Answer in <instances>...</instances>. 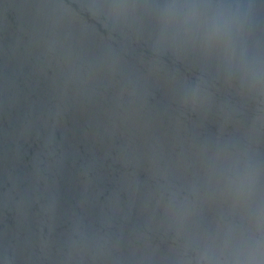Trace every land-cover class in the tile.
<instances>
[{
  "label": "water",
  "instance_id": "obj_1",
  "mask_svg": "<svg viewBox=\"0 0 264 264\" xmlns=\"http://www.w3.org/2000/svg\"><path fill=\"white\" fill-rule=\"evenodd\" d=\"M156 2L0 0V264H181L227 211L213 151L264 158V97L158 41Z\"/></svg>",
  "mask_w": 264,
  "mask_h": 264
},
{
  "label": "clouds",
  "instance_id": "obj_2",
  "mask_svg": "<svg viewBox=\"0 0 264 264\" xmlns=\"http://www.w3.org/2000/svg\"><path fill=\"white\" fill-rule=\"evenodd\" d=\"M147 10L158 41L210 58L225 81L264 97V12L255 0H157ZM188 91L195 95L200 85ZM206 179L227 211L212 228L185 236L181 264H264V158L225 142Z\"/></svg>",
  "mask_w": 264,
  "mask_h": 264
}]
</instances>
